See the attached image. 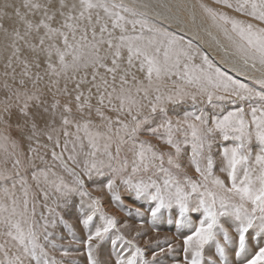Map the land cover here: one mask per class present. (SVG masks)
<instances>
[{
  "label": "snow or ice",
  "instance_id": "obj_1",
  "mask_svg": "<svg viewBox=\"0 0 264 264\" xmlns=\"http://www.w3.org/2000/svg\"><path fill=\"white\" fill-rule=\"evenodd\" d=\"M0 264H264V0H0Z\"/></svg>",
  "mask_w": 264,
  "mask_h": 264
},
{
  "label": "rangeland",
  "instance_id": "obj_2",
  "mask_svg": "<svg viewBox=\"0 0 264 264\" xmlns=\"http://www.w3.org/2000/svg\"><path fill=\"white\" fill-rule=\"evenodd\" d=\"M208 2L210 3L211 0H208ZM131 222L133 224H135L136 220L133 219ZM159 227L161 228V238L163 237L164 234H168V235H172L173 234V231H172V229L169 226L161 224Z\"/></svg>",
  "mask_w": 264,
  "mask_h": 264
},
{
  "label": "bare ground",
  "instance_id": "obj_3",
  "mask_svg": "<svg viewBox=\"0 0 264 264\" xmlns=\"http://www.w3.org/2000/svg\"><path fill=\"white\" fill-rule=\"evenodd\" d=\"M193 2H194V0H193ZM220 57L218 56V59H219ZM172 233V232H171Z\"/></svg>",
  "mask_w": 264,
  "mask_h": 264
}]
</instances>
